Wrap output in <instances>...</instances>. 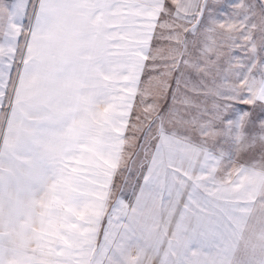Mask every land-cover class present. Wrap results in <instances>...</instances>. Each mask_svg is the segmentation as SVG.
<instances>
[{
  "label": "rangeland",
  "instance_id": "1",
  "mask_svg": "<svg viewBox=\"0 0 264 264\" xmlns=\"http://www.w3.org/2000/svg\"><path fill=\"white\" fill-rule=\"evenodd\" d=\"M155 19L85 101L103 141L62 147L29 219L11 193L48 148L5 127L23 54L0 43V250L35 220L58 264H264V0H169Z\"/></svg>",
  "mask_w": 264,
  "mask_h": 264
},
{
  "label": "crops",
  "instance_id": "2",
  "mask_svg": "<svg viewBox=\"0 0 264 264\" xmlns=\"http://www.w3.org/2000/svg\"><path fill=\"white\" fill-rule=\"evenodd\" d=\"M168 1L35 0L30 13L27 11L30 0H0V20L5 21L6 27L5 32L0 28L4 32L0 34V43L3 42L4 51L18 49L21 50L19 54H23V59L18 60V69H15L18 79L15 89H12L16 94V110L10 106L5 127L8 125L11 132L13 121L19 123L23 130L26 129L23 127L25 124L31 125V130L37 132L38 143L43 149L48 148L47 153L43 151L37 157V170L21 174V186L11 193L20 195L22 202L26 197L24 206L28 219L29 213L39 212L38 207L44 206L45 199L40 196L46 195L44 187L39 188L41 191H30V182L40 180L39 185L45 186V178L50 177L51 182L47 184V193L50 194L52 181L59 178L54 172L62 147H71L77 140L103 141L101 133L99 136H86L85 132L98 129L94 128L96 123L92 125L87 121V117L98 114L91 115L85 101L97 96L95 84L109 83L108 69L121 67L123 70L126 51L142 49L133 39L136 48L126 49L125 35H142V20L151 17L156 20V11ZM20 38L22 44L18 45ZM14 66L13 56L3 65L11 71ZM28 105L34 108L33 119L29 116ZM96 110L100 112L99 123L102 125L104 108L98 109L96 105ZM25 139L31 141L28 136ZM55 193L54 190L51 194ZM68 193L75 194L72 191ZM30 196L37 198L39 206L35 205V199L28 198ZM31 215L33 217V213ZM40 226L35 220H28L22 237L6 241L5 248L0 250V264H58L57 252H44L40 246L44 243L39 233Z\"/></svg>",
  "mask_w": 264,
  "mask_h": 264
}]
</instances>
